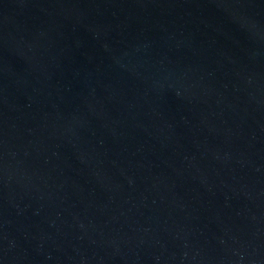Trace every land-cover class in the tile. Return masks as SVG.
<instances>
[{
  "label": "water",
  "instance_id": "1",
  "mask_svg": "<svg viewBox=\"0 0 264 264\" xmlns=\"http://www.w3.org/2000/svg\"><path fill=\"white\" fill-rule=\"evenodd\" d=\"M0 264H264V0H0Z\"/></svg>",
  "mask_w": 264,
  "mask_h": 264
}]
</instances>
